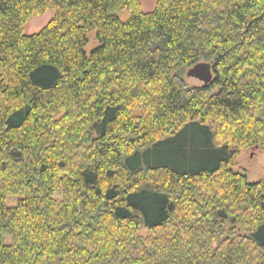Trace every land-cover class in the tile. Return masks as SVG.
Masks as SVG:
<instances>
[{"label":"trees","instance_id":"trees-1","mask_svg":"<svg viewBox=\"0 0 264 264\" xmlns=\"http://www.w3.org/2000/svg\"><path fill=\"white\" fill-rule=\"evenodd\" d=\"M252 147L264 0H0V264H264Z\"/></svg>","mask_w":264,"mask_h":264},{"label":"rangeland","instance_id":"rangeland-1","mask_svg":"<svg viewBox=\"0 0 264 264\" xmlns=\"http://www.w3.org/2000/svg\"><path fill=\"white\" fill-rule=\"evenodd\" d=\"M156 0H140V5L143 11H150L155 6ZM53 15L52 11H46L42 14L30 17L25 26V34H33L38 32L42 27H44L47 22L51 19ZM121 18H126L129 16L128 12H123L119 14ZM89 43L86 46V52L89 53L93 48L97 46L94 33L88 35ZM187 73V72H186ZM184 74V80L189 87L199 86L202 82L194 77H188ZM234 169H243L247 173V178L249 181H257L264 178V150L259 148H247L240 152L236 159V164ZM56 197H59L58 195ZM16 197H9L7 203L13 205L16 202ZM146 230L141 229L140 233L145 234Z\"/></svg>","mask_w":264,"mask_h":264},{"label":"water","instance_id":"water-1","mask_svg":"<svg viewBox=\"0 0 264 264\" xmlns=\"http://www.w3.org/2000/svg\"><path fill=\"white\" fill-rule=\"evenodd\" d=\"M186 75L199 79L202 84H208L212 79L211 65L209 63H198L188 69Z\"/></svg>","mask_w":264,"mask_h":264}]
</instances>
